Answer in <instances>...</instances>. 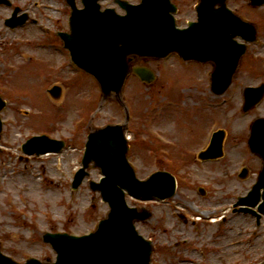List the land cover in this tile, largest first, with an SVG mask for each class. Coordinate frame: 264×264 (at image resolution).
<instances>
[{
    "label": "rangeland",
    "instance_id": "1",
    "mask_svg": "<svg viewBox=\"0 0 264 264\" xmlns=\"http://www.w3.org/2000/svg\"><path fill=\"white\" fill-rule=\"evenodd\" d=\"M11 1L27 12L33 23L9 29L4 20L12 9L0 6V96L7 102L0 113L1 252L19 263L28 257L53 262L55 253L41 240L44 232L84 234L106 217L108 206L88 187L90 181L100 179L98 169H89L76 191L70 184L80 167L87 133L108 124L125 123L127 111L132 130L128 158L136 176L144 179L160 169L180 180L176 196L165 203L126 195L128 206L152 212L146 222L135 223L137 231L154 244L152 263L264 264V215L257 226L249 214L229 210L237 197L250 190L262 164L249 152L246 141L250 123L264 118V96L247 112L241 111V105L245 87L264 84V6L251 7L249 0L227 1L236 14L255 24L258 41L248 45L223 95L209 92L210 64L183 62L177 56L165 61L145 59L140 63L155 73V82L147 86L134 76L128 77L123 88L125 110L113 98L100 106L93 79L72 70L57 39V30H68L69 8L64 0ZM174 1L180 7L178 25L195 18L191 8L196 0ZM76 2L81 6L79 0ZM100 4L123 14L112 0ZM42 41L50 51L41 48ZM61 62L63 68L57 70ZM54 85L62 89L58 100L47 92ZM211 123L215 130L225 133L223 156L201 163L195 156L209 142ZM150 128L171 139L169 151L161 154ZM41 132L64 140L67 147L61 153L26 158L21 145ZM242 167L249 170L245 180L238 177ZM198 186L208 189L205 196L199 195ZM193 203L200 209L216 211L217 222L198 221ZM221 211L225 213L224 223L220 222ZM178 214L193 215L197 223L184 224Z\"/></svg>",
    "mask_w": 264,
    "mask_h": 264
},
{
    "label": "water",
    "instance_id": "2",
    "mask_svg": "<svg viewBox=\"0 0 264 264\" xmlns=\"http://www.w3.org/2000/svg\"><path fill=\"white\" fill-rule=\"evenodd\" d=\"M98 1L82 0L84 9L79 10L75 7V0H66L71 7L70 33L60 36L73 61L98 80L104 99L110 96L111 91L118 98L129 74L137 75L146 84L153 82L151 71L128 64L129 56L163 58L170 52H177L184 59L213 61L212 90L221 94L229 86L245 50L233 38L240 35L247 41H254L256 36L252 24L242 22L226 9L225 0H201L197 8L198 22L185 30L175 29L170 15L175 9L168 4V0H141L139 5L116 0L126 11L125 16L115 15L112 9L100 12ZM251 2L259 6L264 0ZM0 3L9 4L7 0H0ZM215 5H219L216 10ZM17 11L13 13V18L6 20V25L15 27L25 22V15L14 18ZM50 93L58 98L60 89L55 87ZM263 93L264 86L246 89L244 110L257 104ZM3 107L4 102L0 99V110ZM123 132L122 126H107L89 135L84 167L76 174L73 188L79 186L87 175L85 169L93 162V167L99 168L105 177L100 183H91L90 188L100 192L110 211L97 230L88 236L77 238L67 234H45L44 242L50 243L57 254L53 264H149L152 247L149 241L137 234L133 222L147 220L150 213L128 208L124 190L138 197L165 199L174 195L175 182L169 174L161 172L153 174L145 182L138 181L126 161L127 145ZM222 139V131L215 133L210 147L200 157L221 156ZM248 145L252 153L261 157L262 169L248 196L239 199L238 204L254 207L260 199L261 189L264 201V119L253 122ZM61 147V142L40 137L27 141L22 149L28 154H41L60 150ZM248 173V169L244 168L240 178H246ZM259 211L264 213V202ZM0 264L16 263L0 255ZM26 264L42 263L30 259Z\"/></svg>",
    "mask_w": 264,
    "mask_h": 264
}]
</instances>
